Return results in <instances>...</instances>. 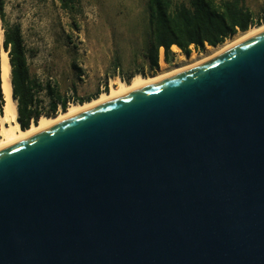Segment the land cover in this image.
<instances>
[{
    "label": "water",
    "instance_id": "1",
    "mask_svg": "<svg viewBox=\"0 0 264 264\" xmlns=\"http://www.w3.org/2000/svg\"><path fill=\"white\" fill-rule=\"evenodd\" d=\"M0 264H264V30L0 148Z\"/></svg>",
    "mask_w": 264,
    "mask_h": 264
},
{
    "label": "rangeland",
    "instance_id": "2",
    "mask_svg": "<svg viewBox=\"0 0 264 264\" xmlns=\"http://www.w3.org/2000/svg\"><path fill=\"white\" fill-rule=\"evenodd\" d=\"M4 2L6 20L21 28L32 76L68 98V106L79 98L87 101L110 91L116 76L127 80L138 73L149 76L161 66L164 48L159 66H152L150 59L148 0H72L68 8L60 0ZM246 4L254 20L264 23V0ZM202 50L192 47L191 53ZM179 53L185 55L181 49ZM175 57L171 48L166 61L171 63ZM38 96L43 110L49 111L46 89ZM62 111L61 107L57 113Z\"/></svg>",
    "mask_w": 264,
    "mask_h": 264
},
{
    "label": "trees",
    "instance_id": "3",
    "mask_svg": "<svg viewBox=\"0 0 264 264\" xmlns=\"http://www.w3.org/2000/svg\"><path fill=\"white\" fill-rule=\"evenodd\" d=\"M60 1L64 8H68L72 0ZM246 1L189 0L188 3H178L174 0H148L152 66H159L161 48H164L168 55L173 46H178L189 56L192 47L204 50L205 45L216 46L238 32L261 25L262 19L254 20L253 12L247 7ZM0 18L4 28L3 44L11 65L13 95L18 101V120L21 127L26 129L37 123L43 114L56 115L59 104L66 110L69 100L50 83L43 86L32 76L21 28L18 24L12 25L6 20L4 0H0ZM123 80L129 81L125 77ZM43 89H46L51 98L49 111H44L41 107L43 100L38 94ZM76 102L83 103L85 99L79 98ZM4 104L0 78V116L3 114Z\"/></svg>",
    "mask_w": 264,
    "mask_h": 264
},
{
    "label": "bare ground",
    "instance_id": "4",
    "mask_svg": "<svg viewBox=\"0 0 264 264\" xmlns=\"http://www.w3.org/2000/svg\"><path fill=\"white\" fill-rule=\"evenodd\" d=\"M264 30V23L257 26H252L246 31L236 33L234 36L228 38L223 43L216 46L207 45L204 50L200 52H193L189 56H185L179 53L180 48L173 46L172 49L176 52V57L173 62H168L161 57L160 64L157 72L153 75L136 74L129 81H125L120 76H116L111 81L110 91H103L99 96L83 103L72 102L69 104L66 110H63L56 115H41L37 123H33L29 128H22L18 121V101L13 97V86L11 81V65L9 61L8 52L4 48V31L2 28V21L0 18V78L1 87L4 94L5 104L3 107V114L0 116L1 128H0V148L12 143L13 141L32 134L42 128L50 125L53 122L62 120L76 111L91 107L95 104L102 102L103 100L127 92L128 90L157 80L164 78L179 70L197 65L203 61L209 60L225 50L231 48L235 44L242 41L247 36Z\"/></svg>",
    "mask_w": 264,
    "mask_h": 264
},
{
    "label": "crops",
    "instance_id": "5",
    "mask_svg": "<svg viewBox=\"0 0 264 264\" xmlns=\"http://www.w3.org/2000/svg\"><path fill=\"white\" fill-rule=\"evenodd\" d=\"M160 56H161V53H160ZM164 59L166 60L167 58H169V54L168 55H166V53H164ZM161 59V58H160Z\"/></svg>",
    "mask_w": 264,
    "mask_h": 264
},
{
    "label": "built area",
    "instance_id": "6",
    "mask_svg": "<svg viewBox=\"0 0 264 264\" xmlns=\"http://www.w3.org/2000/svg\"><path fill=\"white\" fill-rule=\"evenodd\" d=\"M174 53H176V52H174ZM59 108H61V104H59Z\"/></svg>",
    "mask_w": 264,
    "mask_h": 264
}]
</instances>
